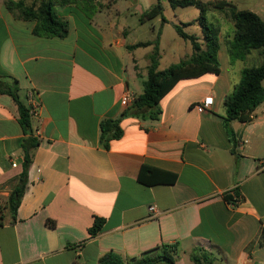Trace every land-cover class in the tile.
<instances>
[{
	"label": "crops",
	"instance_id": "obj_1",
	"mask_svg": "<svg viewBox=\"0 0 264 264\" xmlns=\"http://www.w3.org/2000/svg\"><path fill=\"white\" fill-rule=\"evenodd\" d=\"M6 1L0 0V76L15 78L26 106L37 108L39 145L16 221L3 214L0 264H99L109 251L134 258L163 244L177 245L176 264H194L199 247L219 264H264V101L249 122H231L235 148L222 120L226 97L245 67L263 62L260 52L231 62L222 45L220 74L180 81L162 99L159 119L122 116L143 93L154 49L128 46L159 36L161 52L171 22L139 21L158 0H99L108 6L92 18L75 5L58 6L69 23L64 38L34 35L36 22L16 18ZM163 5L165 13L171 6ZM148 24L152 36L141 39ZM207 97L213 103L204 108ZM109 118H121L123 135L106 147L100 123ZM25 137L16 101L0 93V192L11 184L12 190L23 172ZM143 165L168 181L141 183ZM235 191L239 200L228 202L224 196L237 198ZM96 217L105 223L91 236Z\"/></svg>",
	"mask_w": 264,
	"mask_h": 264
},
{
	"label": "trees",
	"instance_id": "obj_2",
	"mask_svg": "<svg viewBox=\"0 0 264 264\" xmlns=\"http://www.w3.org/2000/svg\"><path fill=\"white\" fill-rule=\"evenodd\" d=\"M173 9L182 7H195L199 10L197 19L202 31V39L199 36L190 34L184 30L191 25V22L182 25L174 24L178 35L192 44L193 52L186 59L172 64L166 69L160 70L161 59L159 36L153 41L139 42L133 46H128L129 50L140 47L154 46L153 51L148 55L149 66L147 78L143 82V93L126 108L122 116H133L141 119H159L162 109L160 103L162 99L182 80L198 78L205 74L219 75L221 65L219 61V51L223 45L221 42L219 27L211 22L207 16L209 9L231 10V17L234 22L235 31L233 37L226 38L225 47L231 62L245 60L253 51H259L263 56V62L258 66L245 67L241 73V79L235 86L234 91L225 99V116L222 117L223 123L234 148L237 141L231 130V122L238 120L247 123L251 120L255 109L264 101V19L251 10H239L235 4L228 0H168ZM75 5L89 18L95 13L107 7L99 0H7V8L16 18L25 21H34L36 25L33 34L36 36L67 37L69 34V23L60 17L56 11L58 6ZM161 17L162 22H166L164 17V5L158 0L140 17L139 21L145 23ZM0 93H6L13 97L19 109V122L26 137L22 141L24 155L23 172L17 178V182L12 188L7 199L9 212L12 221H16L18 208L28 184V170L32 161L34 149L39 145V140L34 136L32 126V115L30 108L26 106L19 95V84L15 78L0 76ZM100 140L106 147L110 141L119 139L123 135L121 118L104 119L100 123ZM163 171L143 165L139 173V181L143 184L164 183L168 181L162 176ZM169 179L172 183L177 176L171 175ZM2 187H0V190ZM235 196L226 194L224 198L228 202L238 201L237 191ZM3 222V214L0 215V225ZM105 220L96 217L93 225L89 228L91 236L97 235ZM48 225L56 226V222L48 220ZM177 245L163 244L154 249L148 250L139 257L125 258L120 253L109 251L99 259V264H176L175 254ZM191 260L194 264H219L220 258L204 248H196L191 253Z\"/></svg>",
	"mask_w": 264,
	"mask_h": 264
},
{
	"label": "rangeland",
	"instance_id": "obj_3",
	"mask_svg": "<svg viewBox=\"0 0 264 264\" xmlns=\"http://www.w3.org/2000/svg\"><path fill=\"white\" fill-rule=\"evenodd\" d=\"M153 1V0H148ZM163 4L169 6L167 0H161ZM201 1H209V0H201ZM213 1V0H212ZM235 4V6L239 10H251L256 12L264 19V0H228ZM32 0H27V3H31ZM165 2V3H164ZM108 4V3H105ZM146 5V4H145ZM207 16L211 22H213L216 26L219 27V34L221 38V42L225 45L227 42L226 38L233 37L235 27L234 22L231 17V10L226 8L224 10L219 9H209ZM164 17L171 21L168 26L165 28L163 43L161 47V65L160 69H165L172 64L180 62L185 56V54H190L192 52V44L190 41L182 39L175 27L174 24L182 25L184 23L191 22V25L184 28V30L190 34H196L200 38V42L203 41L201 27L197 21L199 17V10L195 7H179L176 10L172 9V7H167ZM150 25H146L142 30L143 34L141 39H148L151 37V33H147ZM151 31V29H150ZM180 42V49H178V43ZM153 51V48H152ZM151 51V52H152ZM246 65H254V63L250 61H246ZM12 185V184H11ZM9 186L4 191L0 192V215L4 214L6 211H9L7 205V199L10 195V190L12 186Z\"/></svg>",
	"mask_w": 264,
	"mask_h": 264
},
{
	"label": "built area",
	"instance_id": "obj_4",
	"mask_svg": "<svg viewBox=\"0 0 264 264\" xmlns=\"http://www.w3.org/2000/svg\"><path fill=\"white\" fill-rule=\"evenodd\" d=\"M129 93L126 94L125 98L122 100V104L127 106L129 105V98H130ZM213 103V98L212 97H207L205 98L204 102H203V107L204 108H209L210 105ZM30 113L32 116H36L37 115V108L34 106L33 108L30 109ZM13 166H17V164L13 163ZM149 210L151 213H153V215H155L154 213L157 211V207L155 205H152L149 207Z\"/></svg>",
	"mask_w": 264,
	"mask_h": 264
}]
</instances>
